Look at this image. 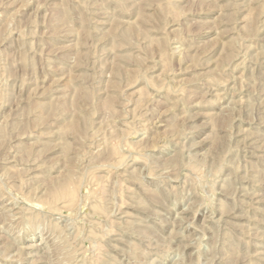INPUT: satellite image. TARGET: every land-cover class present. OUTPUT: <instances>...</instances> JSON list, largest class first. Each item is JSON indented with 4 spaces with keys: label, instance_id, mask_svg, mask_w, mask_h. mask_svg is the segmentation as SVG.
Here are the masks:
<instances>
[{
    "label": "rangeland",
    "instance_id": "1",
    "mask_svg": "<svg viewBox=\"0 0 264 264\" xmlns=\"http://www.w3.org/2000/svg\"><path fill=\"white\" fill-rule=\"evenodd\" d=\"M263 260L264 0H0V264Z\"/></svg>",
    "mask_w": 264,
    "mask_h": 264
},
{
    "label": "bare ground",
    "instance_id": "2",
    "mask_svg": "<svg viewBox=\"0 0 264 264\" xmlns=\"http://www.w3.org/2000/svg\"><path fill=\"white\" fill-rule=\"evenodd\" d=\"M70 5V4H69ZM65 10V9H64ZM66 15V14H65ZM142 19V18H141ZM144 21V20H143ZM93 22V21H92ZM129 28V27H128ZM130 28H131V26H130ZM133 29V28H132ZM93 30V29H92ZM133 31V30H132ZM129 35V34H128ZM126 37V36H125ZM124 37V38H125ZM128 38L130 39V37L128 36ZM127 39V38H126ZM129 39H127L128 41H129ZM127 40H125V41H127ZM236 44V43H235ZM158 47V46H157ZM164 50V49H163ZM233 70V69H232ZM58 103V102H57ZM61 106V105H60ZM40 108V107H39ZM74 109V108H73ZM53 110V109H52ZM51 110V111H52ZM47 111V110H46ZM75 124V123H74ZM70 127H72L73 125L71 124V125H69ZM70 127H68V128H70ZM78 127V126H77ZM71 129V128H70ZM74 130H75V128H74ZM75 131H78V130H75ZM72 132V131H71ZM75 133V132H74ZM79 135V133H77L76 132V135ZM179 157V156H178ZM256 172V171H255ZM69 176V175H68ZM72 176V175H71ZM74 179V178H73ZM65 182V181H64ZM59 183V182H58ZM58 185H60V184H58ZM69 187V186H68ZM63 193H64V188H63V185L60 187V188H54L53 190H52V192H51V197L52 198H55V200H56V198H58L59 196H61V195H63ZM3 213V212H2ZM14 216V215H13ZM231 227V226H230ZM65 234V233H64ZM232 247V246H231ZM258 259V258H257ZM261 259V258H260ZM259 261V260H258ZM264 261V260H263ZM259 263V262H258ZM263 263V262H262ZM79 264H81V263H79Z\"/></svg>",
    "mask_w": 264,
    "mask_h": 264
}]
</instances>
